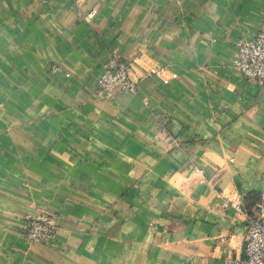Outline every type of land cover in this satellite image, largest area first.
Here are the masks:
<instances>
[{"label":"crops","instance_id":"1","mask_svg":"<svg viewBox=\"0 0 264 264\" xmlns=\"http://www.w3.org/2000/svg\"><path fill=\"white\" fill-rule=\"evenodd\" d=\"M263 17L264 0H0V264L244 257L264 85L232 59ZM113 57L136 92L99 97ZM41 211L49 244L21 233Z\"/></svg>","mask_w":264,"mask_h":264},{"label":"built area","instance_id":"2","mask_svg":"<svg viewBox=\"0 0 264 264\" xmlns=\"http://www.w3.org/2000/svg\"><path fill=\"white\" fill-rule=\"evenodd\" d=\"M95 10L92 9L85 16L91 18ZM237 53L232 59L233 68L248 80H255L264 85V17L262 25L251 39L236 41ZM51 73L61 71L60 66L52 65ZM131 62L111 58L101 71L96 94L99 97H111L115 91L135 93L136 84L131 76ZM236 209L243 213L247 221L244 237V257H225L224 264H264V197L250 213L244 211L240 202H236ZM21 233L30 241L49 244L56 236V225L49 213L41 211L25 214L21 225Z\"/></svg>","mask_w":264,"mask_h":264}]
</instances>
